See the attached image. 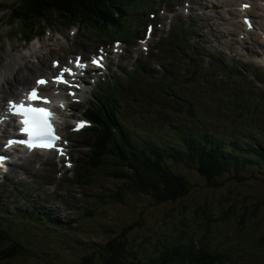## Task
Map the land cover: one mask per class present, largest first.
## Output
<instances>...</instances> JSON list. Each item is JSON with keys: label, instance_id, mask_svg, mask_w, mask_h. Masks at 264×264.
<instances>
[{"label": "rangeland", "instance_id": "obj_1", "mask_svg": "<svg viewBox=\"0 0 264 264\" xmlns=\"http://www.w3.org/2000/svg\"><path fill=\"white\" fill-rule=\"evenodd\" d=\"M214 1L213 5L217 6L215 11L219 12L225 21L214 19V10H210L212 5H198L194 8L190 0H146L144 7L137 8V17L132 27L124 23V27L119 29V32L131 42L128 39L123 40L124 53L110 59L113 70L121 72L119 78L123 79L125 84L122 103H118L116 109L124 121L135 127L137 130L135 137H139L136 133L157 132L162 133V137L165 138L167 127L170 131L174 127L185 128L193 124L187 114H181L179 111L180 104L184 106V101L169 100L167 84L171 90L185 93L187 99L189 97L187 92L190 93L191 99L196 96L198 100L210 98V93L217 95V88L212 86L205 97L199 93L197 86H192L196 82L186 81L191 68L187 55H193L192 63L206 66L211 61L207 55H213V52L217 51L223 53L230 63L241 64V71L255 68L256 72L251 75L257 74L261 77L264 74V69L260 68L264 67V62L260 60V57L264 58L262 28L258 25L253 35H246L242 18L232 13L235 7L232 3L239 6L241 0H227L224 7L218 5L217 0ZM249 1L255 3L252 10L261 13L256 4L262 6V0ZM12 2L14 0H0V91L2 88L7 89L6 98L0 99H3L4 106L6 101L12 98L8 92L9 87H13L20 94L23 87L28 88L36 83V77L49 74L52 60L63 62L61 66L66 65L71 63L75 55L89 57L98 47L103 46L106 49L109 47L113 49L118 44L115 43L116 39H122L120 35L104 37V32L98 31L81 34L77 31V25L72 27L59 25L58 30H47L41 40H34L26 45L13 33H9L11 27L5 18ZM151 2H155V6H151ZM197 2L200 4L203 1ZM205 9L213 20L205 22L203 18ZM172 12L174 18L170 15ZM186 20H194V24L189 27L192 29L190 41H187L185 49H181L177 48L174 41L182 36L183 28L187 26L183 24ZM220 21L227 22L225 31L228 34L229 31L232 32L225 35V38L222 30L214 31ZM149 24L154 25V32L149 39V50L145 51L139 46V39L144 37ZM237 25L240 26L239 30ZM135 32H139L136 37ZM167 35L169 39H166ZM134 37L139 39L132 43ZM190 45L192 49L189 52L187 48ZM203 46L207 47L208 52L204 51ZM193 48L199 49L197 56ZM126 50H129V55ZM44 59L46 66L42 65ZM141 59L146 63L142 72L153 83L152 89L147 92L148 96L142 95V88L137 85V81L127 78L126 74L119 70L120 67H126L130 71L136 65H140ZM8 65L12 66L14 74L18 71L26 79L22 85L12 76L10 79L6 77ZM171 67L175 71L173 76L170 72ZM20 68L22 72L19 71ZM211 75L212 79L220 76ZM127 80L131 81L126 83ZM113 81L116 82V79ZM225 84L230 88L229 83ZM102 85H106V82ZM97 89V84L88 86L80 99L81 102L72 104L65 111L64 120L72 123L73 117L82 116V111L89 103L91 91ZM253 90L261 96L264 92V83L256 82ZM131 97L132 104L128 105ZM221 97L223 101L225 94ZM224 107L227 109L228 117L236 115L231 104ZM197 114L200 116L201 111L199 110ZM201 119L205 120L203 117ZM6 133L7 131L4 134L0 133V141H5ZM65 133L71 139L66 153L72 154L70 159L75 161L70 168L64 166L66 156L56 158L51 153L41 154L43 160L30 157V160L26 161L28 164H21L22 167L18 169L15 166L12 169L8 168L7 176L0 181L23 184L21 189L8 193L13 200L11 206L16 205L17 196L25 195L28 190H32L48 209L52 207L50 210L54 217L64 221L77 219L76 223L79 225H76L75 237L59 234L52 237L41 233L43 230L39 227H35V231H39L34 232V229L25 227L20 222L11 224L10 227L5 226L11 230L7 233L9 238H19L27 245H31L37 251V255H26L27 252L22 250L20 257L2 264H84V255H89L90 252L95 253L96 264H103L100 253L110 255L106 250L107 243L114 237L117 240V235L121 231L127 232L128 248L139 250L138 247L143 245L149 235L166 237L170 233L175 234L181 226L180 220L193 219L195 209L202 204H208L214 217L219 219L215 228L209 229L206 242L208 246H225L232 252L238 250V253L232 256L233 261L228 264H264V174L259 171L253 173L246 171L243 173L246 179L239 182L234 179V172H226L218 177L221 186L211 187L195 172L190 174L193 188L185 198L176 202L154 203L148 197L130 192L126 193L121 201L117 192L120 182L115 177L105 178L108 171L106 167L90 170L85 168L87 178L80 184L74 180L78 165H83L91 156L89 149L82 145L91 142L93 135L88 136L81 131L73 134L70 130ZM3 199L5 198H1L0 203ZM0 221L5 223L7 218H0ZM241 241H245L241 244L246 246H240ZM8 242L4 247L8 246Z\"/></svg>", "mask_w": 264, "mask_h": 264}, {"label": "trees", "instance_id": "obj_2", "mask_svg": "<svg viewBox=\"0 0 264 264\" xmlns=\"http://www.w3.org/2000/svg\"><path fill=\"white\" fill-rule=\"evenodd\" d=\"M137 4V0H20L15 4L12 15L21 22V32L25 34V40L28 42L31 37L37 35V23H45L39 34L45 28H54V25L61 21L78 23L83 28L97 27L96 23L115 28L128 21L124 17H130ZM48 16H55L59 21L55 19L54 23L48 22ZM29 24L33 26L29 27ZM218 68L217 65L216 69ZM197 71V67L190 71L189 81L201 79ZM227 76L236 78L232 73ZM113 91L116 92L114 88ZM185 101L188 105L193 102ZM225 101L237 111L236 118L230 123L224 121L227 116L224 105L220 104L218 109H215L207 101H203L197 108H193L195 112L200 109L208 118L219 116L220 122L213 126L204 125L201 130L196 127L175 128L164 143L156 140L139 142L135 137H131L129 126L121 121L118 113L112 109L111 103H117V95L113 96L109 89H101L94 94L86 114L94 123V130L97 133L102 132L95 137L97 141L92 150L103 160L97 158L92 165H105L110 169L118 164L116 168L111 169L110 176H115L120 181L126 180L122 183L123 187L133 185L137 191L150 197L155 203L176 202L185 198L194 186L191 173H198L211 187L221 186L218 177L225 172H234V179L239 182L246 179L243 174L246 171H259L264 174V99L260 101L255 95L235 91L229 99L226 97ZM101 102L104 104L101 105L102 108L97 105ZM193 109H190V119L203 122L198 119ZM117 169L122 170L120 173L113 172ZM78 177L86 179L87 175L81 172ZM136 177L140 181H136ZM119 187L120 190L123 188ZM7 190L5 188L1 192L7 193ZM22 202L20 207L11 209L12 217L27 226H37L34 222H43L49 229L58 232L56 225L59 221L54 219L46 208L26 198H23ZM7 212L0 209V217L8 218ZM192 218L180 220L181 226L175 234L170 233L166 237L147 236L143 245L138 247L139 250H130L127 232H121L118 235L119 240L113 239L107 244L106 250L110 255L100 253L103 264L223 263L226 259L224 250L213 249L206 244L211 224L219 221L214 217L211 207L208 204L198 206ZM0 229L4 230L1 227ZM0 236L9 237L5 234ZM2 240L0 238V241ZM8 241L14 247L10 253L17 249L27 252L26 255H36L33 249L16 239ZM88 254H91V258L84 256V264H96L95 253ZM5 256L7 255H0V258Z\"/></svg>", "mask_w": 264, "mask_h": 264}, {"label": "snow or ice", "instance_id": "obj_3", "mask_svg": "<svg viewBox=\"0 0 264 264\" xmlns=\"http://www.w3.org/2000/svg\"><path fill=\"white\" fill-rule=\"evenodd\" d=\"M102 59V58H101ZM93 63H96L97 66H101L100 59H95ZM58 67V64H54ZM77 67H80V64H77ZM64 72L71 73L70 69H64L55 79L58 83H67L64 79ZM75 75V73H71ZM37 83L41 86L46 85L47 81L40 79ZM75 86V85H70ZM74 95V93H73ZM41 97L38 94V91L34 88L28 96L30 101H37ZM43 103L47 104L49 101L47 99L43 100ZM10 108L13 110V114L23 117V128L22 133L26 134L27 139H21L17 141L18 143L24 144L29 150L32 149H45L52 150L55 149L63 155V150L57 147V142L59 141V136L55 132L53 125L51 124L52 113L46 108H37V107H26L24 104H16L10 102ZM85 122L81 121L77 125V129L85 127ZM12 141H9L11 144ZM0 159H4L0 157Z\"/></svg>", "mask_w": 264, "mask_h": 264}, {"label": "bare ground", "instance_id": "obj_4", "mask_svg": "<svg viewBox=\"0 0 264 264\" xmlns=\"http://www.w3.org/2000/svg\"><path fill=\"white\" fill-rule=\"evenodd\" d=\"M211 4H213L212 1L206 0L205 3H200V4L197 3L196 6H198V5H200V6H203V5H209V6H211ZM218 5L225 6L226 3L224 1H218ZM232 5H234V3H232ZM215 7H217V6L215 5ZM210 10H212V9H210ZM204 11L205 12L203 13V18H204L205 22H209V21L213 20V18L208 14V12L206 11V9ZM238 11H239V9H238ZM259 15H262V14H259ZM244 16L252 17L254 23H257L256 18H255L257 16V14H256L255 11L247 10L246 12L241 13V17H244ZM214 19L217 20V21H219V20H224L225 21V19L220 16L219 12H216L215 10H214ZM220 22L221 23L218 24V27H216L214 29V31L216 32V31H221L222 30V33L224 34L223 35V38H225L226 37L225 35H230V33L228 34L225 31V29H227V27H226L227 22H222V21H220ZM259 26L264 31V22H261L259 24ZM220 27H222V28H220ZM260 60L262 62H264V58L263 57H260ZM42 65L46 66L45 59L42 61ZM19 71L22 72L21 68L19 69ZM11 76L20 85H22L26 81V79L18 71L14 74L12 66L11 65H8L6 67V77L8 79H10ZM31 84H33V83H31ZM42 90H43V93L44 94H49L50 93V91L47 88H45V87H42ZM8 92L12 96H17V93L15 92V90L13 89V87H9L8 88ZM0 93L3 95V97H6L7 96V89L6 88H2L1 91H0ZM44 99H47L49 101V103L51 102V100L48 97H46V96L43 97V100ZM49 103H47V104H49ZM3 109H4L3 103H0V111H2ZM59 113H60V110H59ZM4 131H7V130L5 129ZM35 153H37V152H35ZM33 156H34V159L37 158L39 160H43V157L42 156H39V155H33ZM21 160H20V162L18 164H14V166L17 165L16 166V169H18L19 167H22L21 164H28V162H26V161H28L26 158H25V160L24 159H21ZM14 166L12 165L11 167H8V166H6V167L12 169ZM117 166H118V164H117ZM117 170H119V169H117ZM0 188H4V185L2 183H0ZM14 190H15V188H11V191H14ZM49 208L51 209L52 207H49ZM60 222H62V219H59V223ZM0 227L1 228H4L6 230H9V228L8 227H5V225H3V226L0 225ZM32 229H34V231H35V228H32ZM43 232H45V231H43ZM7 233H8V231H5V230L0 229V234L8 235ZM45 233H50V232H45ZM54 235H56V234H54ZM7 241L8 240H4V239L2 241H0V250H1L0 251V255H5V254L7 255V256H5L3 258H0V264L11 262V260L15 259L16 257H20L22 255V250H17V249L14 250L12 253H10L13 250L14 247L11 246L10 242H8V246L4 247V245L6 244Z\"/></svg>", "mask_w": 264, "mask_h": 264}]
</instances>
